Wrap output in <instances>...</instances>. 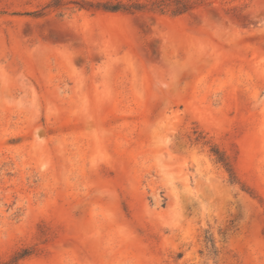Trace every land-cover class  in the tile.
<instances>
[{"label":"rangeland","instance_id":"obj_1","mask_svg":"<svg viewBox=\"0 0 264 264\" xmlns=\"http://www.w3.org/2000/svg\"><path fill=\"white\" fill-rule=\"evenodd\" d=\"M106 1L0 0V264H264V0Z\"/></svg>","mask_w":264,"mask_h":264},{"label":"trees","instance_id":"obj_2","mask_svg":"<svg viewBox=\"0 0 264 264\" xmlns=\"http://www.w3.org/2000/svg\"><path fill=\"white\" fill-rule=\"evenodd\" d=\"M201 0H129L123 1L118 0L106 1L99 3L97 6L108 11H126V12H140V11H153L160 13H170L173 16L181 15L187 13L197 7ZM53 7L60 6L59 0H53V3L50 4ZM81 7H85L86 4H80ZM211 151L216 156L217 160L221 162L226 170L229 172L230 178L232 181L238 180V175L235 170L234 164L229 158V156L217 146H212ZM207 239L213 242L212 236H207ZM30 254V251L24 249L19 252L13 259L12 262L19 260L22 257H25Z\"/></svg>","mask_w":264,"mask_h":264}]
</instances>
